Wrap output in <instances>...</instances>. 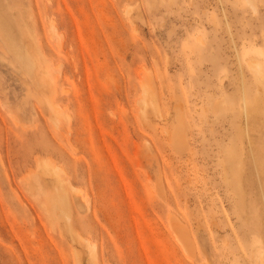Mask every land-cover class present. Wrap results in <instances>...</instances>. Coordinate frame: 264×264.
<instances>
[{
  "label": "rangeland",
  "instance_id": "1",
  "mask_svg": "<svg viewBox=\"0 0 264 264\" xmlns=\"http://www.w3.org/2000/svg\"><path fill=\"white\" fill-rule=\"evenodd\" d=\"M250 59L264 0H0V264H264Z\"/></svg>",
  "mask_w": 264,
  "mask_h": 264
},
{
  "label": "bare ground",
  "instance_id": "2",
  "mask_svg": "<svg viewBox=\"0 0 264 264\" xmlns=\"http://www.w3.org/2000/svg\"><path fill=\"white\" fill-rule=\"evenodd\" d=\"M249 62H247L248 63V65L250 66V68L253 70V73H254V79H255V82H256V84L259 86V87H261L262 85H263V78H264V76H263V74H262V72L260 71V63H258V61H255V60H253V59H250V60H248ZM248 106H247V104L245 103L244 104V108H243V111L245 112V113H247L248 112V108H247Z\"/></svg>",
  "mask_w": 264,
  "mask_h": 264
}]
</instances>
